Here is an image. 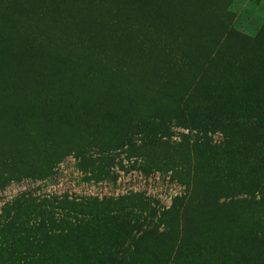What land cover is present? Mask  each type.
Listing matches in <instances>:
<instances>
[{"label": "rangeland", "instance_id": "rangeland-1", "mask_svg": "<svg viewBox=\"0 0 264 264\" xmlns=\"http://www.w3.org/2000/svg\"><path fill=\"white\" fill-rule=\"evenodd\" d=\"M117 250L264 264V0H0V264Z\"/></svg>", "mask_w": 264, "mask_h": 264}, {"label": "trees", "instance_id": "trees-1", "mask_svg": "<svg viewBox=\"0 0 264 264\" xmlns=\"http://www.w3.org/2000/svg\"><path fill=\"white\" fill-rule=\"evenodd\" d=\"M134 226L136 229L142 227V226H138V224H134ZM140 231H141V235L145 233V231L143 230H140ZM117 254H121V256L117 257ZM123 255L124 256L126 255L125 250H117V253L115 256L116 260H111L110 258H106L107 254H102V255H97V256L91 255L90 260L94 261L96 264H106L107 262H113V261H114L113 264H122L125 262Z\"/></svg>", "mask_w": 264, "mask_h": 264}]
</instances>
